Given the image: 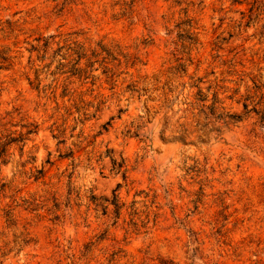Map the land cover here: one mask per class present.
<instances>
[{"label":"rangeland","instance_id":"rangeland-1","mask_svg":"<svg viewBox=\"0 0 264 264\" xmlns=\"http://www.w3.org/2000/svg\"><path fill=\"white\" fill-rule=\"evenodd\" d=\"M50 36L117 46L115 88L99 63L37 88ZM2 52L0 264H264V0H0ZM170 68L233 119L173 140L188 85L170 123L140 119L124 87Z\"/></svg>","mask_w":264,"mask_h":264},{"label":"trees","instance_id":"trees-1","mask_svg":"<svg viewBox=\"0 0 264 264\" xmlns=\"http://www.w3.org/2000/svg\"><path fill=\"white\" fill-rule=\"evenodd\" d=\"M189 26V25H188ZM189 30L186 33H189ZM37 45H30L31 55L35 54V58L32 59L30 56L28 58L29 69L33 72L34 82L37 84V88L40 87L42 82V75H50L54 77L53 81L58 77L63 75H68L70 77H79L83 79L94 78L92 73L97 69H92L95 63H99L100 67L103 66L102 75L105 76V82L111 85V90L115 88V82L117 81V67H120L122 63L126 61L125 55H123L120 49L114 45L103 44L102 42L97 43L95 48L103 52L102 54H97V60L92 61L91 59L96 58L94 54L96 51H92L90 57L85 53V45L80 44L78 41L66 37L55 42L53 37H38L34 39ZM53 46L55 49L53 50ZM9 52V50H6ZM50 51L52 54L49 55ZM6 53L2 52L0 56L1 63L10 62L12 57L6 56ZM100 59V60H99ZM57 61L56 67L51 70L52 63ZM124 61V62H121ZM189 61V60H188ZM13 65V62H11ZM10 64V65H11ZM115 64V65H112ZM111 65L110 68L107 66ZM179 65L178 67H180ZM183 66V65H182ZM177 73H186L185 69L177 70L176 68H170L166 72H159L151 76L138 77L135 80L132 78L124 87L123 93L129 94V99L141 103V112L143 116H139L140 119L149 120L154 114L161 115L166 123H170L173 119V104L179 93L188 85L189 90L184 100L185 109L183 110L184 119L182 124H179V120H176L173 124L175 132L179 133L178 137H174L173 140L184 143L188 138H191V123L188 122L189 119H194L195 117H209L211 116L214 120H220L225 122L226 118L233 119L232 116H228L221 112L216 114V111L221 110L219 106V100L216 94H213L211 99L209 98L207 89L201 87L202 79L188 77L187 82L177 83L173 80L172 75L175 76ZM127 74V73H126ZM170 77L169 79L166 77ZM186 76V75H185ZM185 76H178L179 79ZM98 79V78H95ZM29 81V79H28ZM32 85V82L29 81ZM144 100L141 102V99ZM152 103V105H149ZM209 103V104H208ZM168 115V116H167ZM217 122V121H215ZM194 132V131H193Z\"/></svg>","mask_w":264,"mask_h":264}]
</instances>
